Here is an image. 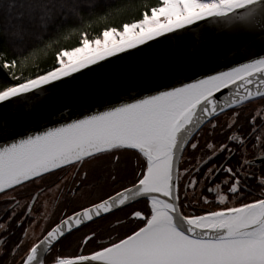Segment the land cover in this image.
<instances>
[{"label": "snow or ice", "instance_id": "6c2138e0", "mask_svg": "<svg viewBox=\"0 0 264 264\" xmlns=\"http://www.w3.org/2000/svg\"><path fill=\"white\" fill-rule=\"evenodd\" d=\"M200 22L252 56L195 76L183 50L125 65L100 107L42 131L32 130L38 114L18 124L22 100L76 74L94 81L114 59ZM74 29L79 46L53 39ZM53 48L41 69L36 51ZM0 72V198L13 202L0 264H264V0H0ZM105 186L71 213L40 211L41 196L66 204ZM101 220L105 232L93 227Z\"/></svg>", "mask_w": 264, "mask_h": 264}, {"label": "water", "instance_id": "95a60500", "mask_svg": "<svg viewBox=\"0 0 264 264\" xmlns=\"http://www.w3.org/2000/svg\"><path fill=\"white\" fill-rule=\"evenodd\" d=\"M214 28L215 26L208 22H200L186 32L158 38L157 41L150 42L149 46L133 50L123 59H114L113 63L100 67L95 73L94 81L88 75L76 74L73 78L56 82V86L49 93L37 94V97L22 100L16 105L17 122L22 129L32 127L31 121L38 114L41 117L38 128L32 127V130L42 131L44 127L63 123L61 113L64 115L71 113L73 119L87 114L100 107L101 99L105 101L111 99L105 83L108 79L118 78L120 75L118 69L125 65L143 63L154 57L172 55L183 50L188 53L185 62L189 65L190 71L187 74L195 76L210 67L224 70L236 66L252 56L251 52L242 51L246 41L230 40L215 33ZM8 115V110L0 106V119H5Z\"/></svg>", "mask_w": 264, "mask_h": 264}, {"label": "flooded vegetation", "instance_id": "af4514ba", "mask_svg": "<svg viewBox=\"0 0 264 264\" xmlns=\"http://www.w3.org/2000/svg\"><path fill=\"white\" fill-rule=\"evenodd\" d=\"M225 119V117H221V120L223 121ZM223 139V135L222 134H218L216 136V140L219 141V140H222ZM90 177H92V179L90 181L94 182V176L90 173ZM89 177V178H90ZM93 190V189H92ZM91 191V190H90ZM109 192V191H108ZM106 193V192H105ZM105 193H102L100 196L102 195H105ZM98 197L96 198H93L91 200H95L97 199ZM18 199L21 200V202L23 203L25 200H27V197H18ZM47 204V207L44 208V207H41L40 208V211L41 212H45L47 211L48 213H53L55 212L57 214V216H59L61 214V209L71 213V211L73 210H70L69 208H67V206L71 204V200H69L66 204H65V198L64 197H61L59 192H53V193H50L49 195L47 196H41L39 198V203L40 204H43L45 203ZM12 201H11V198L10 197H4V198H0V218H3L7 215L8 212L11 211L12 209ZM22 209H17V214H19V212L21 211ZM118 215H124L123 213H117ZM102 222H105V220H101L99 221V223L97 225H99L100 223ZM109 223V222H108ZM85 231H87V229H85ZM98 231H101V232H105V231H102V227H98ZM71 238V237H70ZM69 238V239H70ZM75 247V243H72L71 244V248H67L68 251H71L73 248Z\"/></svg>", "mask_w": 264, "mask_h": 264}, {"label": "trees", "instance_id": "16d2710c", "mask_svg": "<svg viewBox=\"0 0 264 264\" xmlns=\"http://www.w3.org/2000/svg\"><path fill=\"white\" fill-rule=\"evenodd\" d=\"M105 3L111 4L113 0H104ZM127 3L137 6V5H142V4H154L156 3V0H126ZM135 11V7H133V12ZM132 13H129V16H131ZM118 22V21H117ZM89 31V36L90 38L95 35V33L91 30L88 29ZM80 38L79 36V31L78 30H72L70 32H65L59 37H54L53 39L57 44H60L61 47H72V46H79L77 41ZM46 43H50L51 41H45ZM53 49H50L48 51H43V50H37L35 54V64H38L41 69L44 67L48 66L45 61L50 60L51 58V51ZM32 65V66H35ZM4 78V74L0 72V79Z\"/></svg>", "mask_w": 264, "mask_h": 264}, {"label": "rangeland", "instance_id": "374dc122", "mask_svg": "<svg viewBox=\"0 0 264 264\" xmlns=\"http://www.w3.org/2000/svg\"><path fill=\"white\" fill-rule=\"evenodd\" d=\"M89 179L91 180L92 177H90ZM108 191H112V188L109 186H105L102 189H93L89 191L85 199L79 200L77 202H71L70 206L68 205L67 208H69L70 210H72L73 208H77L79 203H86L87 201L100 196L102 193H105V192L107 193ZM93 227L97 228V230H98V227H102V231H106L108 230L110 225L108 221H105V222L100 223L99 225H94ZM79 235L80 234H78L77 237H71L69 241L66 242V247L71 248V244L75 243V241L79 238Z\"/></svg>", "mask_w": 264, "mask_h": 264}]
</instances>
